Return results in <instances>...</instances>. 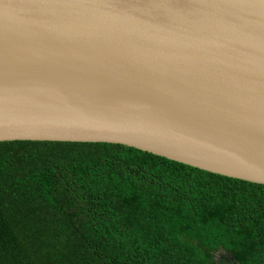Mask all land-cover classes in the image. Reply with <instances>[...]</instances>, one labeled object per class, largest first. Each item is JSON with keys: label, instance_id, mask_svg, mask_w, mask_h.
I'll use <instances>...</instances> for the list:
<instances>
[{"label": "water", "instance_id": "95a60500", "mask_svg": "<svg viewBox=\"0 0 264 264\" xmlns=\"http://www.w3.org/2000/svg\"><path fill=\"white\" fill-rule=\"evenodd\" d=\"M15 140L119 143L264 184V0H0V142Z\"/></svg>", "mask_w": 264, "mask_h": 264}, {"label": "trees", "instance_id": "16d2710c", "mask_svg": "<svg viewBox=\"0 0 264 264\" xmlns=\"http://www.w3.org/2000/svg\"><path fill=\"white\" fill-rule=\"evenodd\" d=\"M264 264V184L108 142H0V264Z\"/></svg>", "mask_w": 264, "mask_h": 264}]
</instances>
